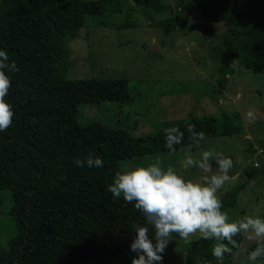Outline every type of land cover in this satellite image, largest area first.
I'll list each match as a JSON object with an SVG mask.
<instances>
[{"label":"trees","instance_id":"trees-1","mask_svg":"<svg viewBox=\"0 0 264 264\" xmlns=\"http://www.w3.org/2000/svg\"><path fill=\"white\" fill-rule=\"evenodd\" d=\"M96 1V8H90L94 1L87 0L0 1V50L19 69L10 74L12 86L6 97L14 112L12 125L0 132V192L10 194L7 215L15 228L14 236L0 249V264L82 263L90 240L115 201L107 185L120 162L172 151L165 147V130L171 127L184 132V140L175 150L189 145L188 125L203 131L204 141L233 137L244 129L237 112L216 116L191 113L185 120L138 137L128 129L96 122L80 124L77 85L65 78L69 61L66 41L77 39L81 29L93 24V16L109 10L113 16L132 5L146 16L167 15L156 24L165 35L188 30V16L172 15L171 7L160 0ZM203 14L213 23L224 24L230 37L218 48L216 87L207 89L210 97H220L233 72L229 57L251 73L264 72V0H213ZM115 25L117 29L133 26L129 21ZM78 91L87 93L82 88ZM105 97L107 94L97 92V100ZM89 154L101 158L103 167L73 164L74 159ZM263 170L248 171L246 183ZM246 185L233 187L221 197L223 211L236 207ZM242 238L235 237L239 245ZM212 243L200 238L190 243L185 263L221 264L211 254ZM237 250L233 249L235 255ZM235 255L226 254L222 264H232Z\"/></svg>","mask_w":264,"mask_h":264},{"label":"rangeland","instance_id":"rangeland-1","mask_svg":"<svg viewBox=\"0 0 264 264\" xmlns=\"http://www.w3.org/2000/svg\"><path fill=\"white\" fill-rule=\"evenodd\" d=\"M87 1H94L90 8L98 5L96 0ZM212 2L160 0L161 4L171 7L172 15L188 16L186 32L176 30L168 35L156 25L167 15L146 16L132 5L113 16L109 9L93 16V24L81 29L77 39L66 41L69 61L65 78L77 85L75 96L81 103L77 115L80 124L96 122L128 129L136 137L185 120L191 113L216 116L222 112H237L244 128L240 134L203 141L200 149L192 151L211 149L233 161L229 173L232 179L219 190L220 198L231 188L247 184L238 195L236 207L226 211L230 219L245 215L264 218V170L262 175L246 183L248 171L264 169V72L251 73L229 57L227 62L233 72L227 76V88L220 97L209 96L207 89L212 85L216 87L219 45L230 39L224 24L213 23L203 14ZM126 21L133 26L117 29L115 24ZM106 22L115 26H106ZM80 88L87 93L79 92ZM90 91L96 95L97 92L107 94V97L97 100ZM249 110L256 113L253 122L246 119ZM187 148L125 160L120 162L118 171L147 165L159 157L165 167L174 166L185 178L198 179L202 175L198 169L184 171L180 168ZM114 199L111 211L97 228L80 264H99L102 260L131 264L137 256L130 250L135 236L132 225L143 224V217L131 203L122 198ZM10 206V194L0 192V249H4L15 234L14 223L7 215ZM198 239L193 237L192 242ZM152 242L155 244L154 239ZM253 245L254 242L243 237L232 264H246L248 249ZM188 247L189 244L174 237L157 264H186Z\"/></svg>","mask_w":264,"mask_h":264},{"label":"clouds","instance_id":"clouds-1","mask_svg":"<svg viewBox=\"0 0 264 264\" xmlns=\"http://www.w3.org/2000/svg\"><path fill=\"white\" fill-rule=\"evenodd\" d=\"M19 69L10 61L7 53L0 50V132L12 125L14 112L6 97L12 86L10 74ZM257 118L254 110L246 113L249 122ZM189 145L185 150L180 168L184 171L198 169V179H187L174 166H164L157 157L147 165H139L117 171L107 191L114 198H122L141 214L144 223H134L135 233L130 250L137 253L131 264H157L163 259V252L169 242L178 237L186 244L193 237L213 241L211 254L223 262L225 255H235L233 249L240 247L235 239L242 235L255 243L247 252L246 264L264 261V218L259 215H245L232 220L218 195L232 178L229 175L233 161L213 150H200L206 139L203 131H196L195 125H188ZM184 140V132L177 127L165 130V147L174 151V146ZM76 167L100 168L103 160L91 154L83 159L73 160ZM151 232V235H150ZM151 236V238H150ZM155 240L153 244L152 240Z\"/></svg>","mask_w":264,"mask_h":264},{"label":"crops","instance_id":"crops-1","mask_svg":"<svg viewBox=\"0 0 264 264\" xmlns=\"http://www.w3.org/2000/svg\"><path fill=\"white\" fill-rule=\"evenodd\" d=\"M202 144V143H201ZM203 145V144H202ZM209 147L211 148V146L209 145Z\"/></svg>","mask_w":264,"mask_h":264}]
</instances>
